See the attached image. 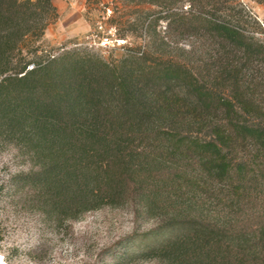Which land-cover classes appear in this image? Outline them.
<instances>
[{
  "label": "trees",
  "instance_id": "obj_1",
  "mask_svg": "<svg viewBox=\"0 0 264 264\" xmlns=\"http://www.w3.org/2000/svg\"><path fill=\"white\" fill-rule=\"evenodd\" d=\"M129 1L158 7L138 23L164 20L168 50L45 58L53 0H0V139L32 165L12 184L55 223L129 201L161 216L129 261L264 264V43L235 0Z\"/></svg>",
  "mask_w": 264,
  "mask_h": 264
},
{
  "label": "rangeland",
  "instance_id": "obj_2",
  "mask_svg": "<svg viewBox=\"0 0 264 264\" xmlns=\"http://www.w3.org/2000/svg\"><path fill=\"white\" fill-rule=\"evenodd\" d=\"M53 4L58 16L50 19L38 42V55L45 58L76 49L94 52L108 60L119 58L131 46H141L149 52L168 50L158 39L159 35L170 41L164 20L147 29L138 23L139 16L158 9L155 5L129 0H53ZM65 4L77 7L90 24L89 31L73 37H63L56 29L51 36L48 34L59 21V7ZM188 7L187 3L184 9ZM232 8L233 13L243 8L241 12L246 16L242 27L264 43V0H235ZM119 29L127 35L121 37ZM154 32L157 41L152 44ZM106 38L107 45H102ZM204 42V38H185L179 45L190 49L192 44ZM32 67L31 63L28 69ZM31 168L26 155L12 142L0 139V264H163L153 257L123 259L127 246L145 232L156 229L163 220L161 216L148 215L141 203L129 201L55 223L41 214L42 207L31 197L30 190H18L12 184L13 175Z\"/></svg>",
  "mask_w": 264,
  "mask_h": 264
},
{
  "label": "crops",
  "instance_id": "obj_3",
  "mask_svg": "<svg viewBox=\"0 0 264 264\" xmlns=\"http://www.w3.org/2000/svg\"><path fill=\"white\" fill-rule=\"evenodd\" d=\"M59 14V21L53 26L50 33L47 31L50 36L54 34L55 29L61 31L63 37H73L84 34L91 28L89 22L82 14H79L76 6L71 7L69 4H65L59 7Z\"/></svg>",
  "mask_w": 264,
  "mask_h": 264
},
{
  "label": "built area",
  "instance_id": "obj_4",
  "mask_svg": "<svg viewBox=\"0 0 264 264\" xmlns=\"http://www.w3.org/2000/svg\"><path fill=\"white\" fill-rule=\"evenodd\" d=\"M100 28H102V25L100 24V26H99ZM108 38H106V40H103L102 42H101V44L102 45H107V43H108ZM117 41H120V40H117Z\"/></svg>",
  "mask_w": 264,
  "mask_h": 264
},
{
  "label": "snow or ice",
  "instance_id": "obj_5",
  "mask_svg": "<svg viewBox=\"0 0 264 264\" xmlns=\"http://www.w3.org/2000/svg\"><path fill=\"white\" fill-rule=\"evenodd\" d=\"M0 259H2V257H0Z\"/></svg>",
  "mask_w": 264,
  "mask_h": 264
}]
</instances>
